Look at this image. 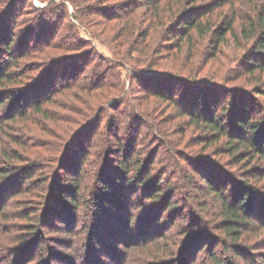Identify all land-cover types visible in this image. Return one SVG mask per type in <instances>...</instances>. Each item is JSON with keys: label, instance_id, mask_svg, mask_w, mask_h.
Listing matches in <instances>:
<instances>
[{"label": "trees", "instance_id": "1", "mask_svg": "<svg viewBox=\"0 0 264 264\" xmlns=\"http://www.w3.org/2000/svg\"><path fill=\"white\" fill-rule=\"evenodd\" d=\"M62 1L37 8L32 0H0V264H26L38 253L44 264L62 259L44 229L56 218L71 227L80 208L94 231L82 264H107L94 258L95 248L113 264H129L124 250L108 244L111 237H123L132 250L158 241L150 250L159 257L146 264H264V0L244 3L240 30L235 0H69L72 12ZM228 4L230 16L215 21ZM97 16L121 21L120 40L131 53L140 44L138 50L152 51L147 38L160 27L168 36L161 47L209 38L214 57L232 39L245 51L229 78L246 80L238 87L228 76L199 80L132 63L128 86L118 69L123 60L81 34L79 27L99 37ZM36 35L40 43L32 47ZM48 47L62 52L43 57ZM66 63L72 66L60 71ZM73 87L89 96L77 91L79 103L70 102ZM141 94L173 106L175 116L163 121L157 107L141 110ZM58 98L72 113L59 118L47 108ZM178 118L172 135L169 125ZM26 119L47 130L54 121L82 127L37 141L20 126ZM191 126L201 131V151L184 145ZM34 148L43 159H34ZM113 218L127 229L111 228Z\"/></svg>", "mask_w": 264, "mask_h": 264}, {"label": "rangeland", "instance_id": "2", "mask_svg": "<svg viewBox=\"0 0 264 264\" xmlns=\"http://www.w3.org/2000/svg\"><path fill=\"white\" fill-rule=\"evenodd\" d=\"M32 1H33L32 2L33 6H37V8L38 7L42 8L45 6L44 8H46L47 3H49L50 0H32ZM55 1L57 3L60 1L64 2L62 0H55ZM94 1H96V0H94ZM110 1L112 2L114 0H103L102 3H105V2L111 3ZM118 1H120V0H118ZM201 1H203V0H201ZM201 1H199V2L201 3ZM230 1H233V0H230ZM235 1H237L236 2L237 3L236 9L238 11V17H239L236 25H237V29L240 30L241 20H242L241 17L243 16L244 13H247V11H248L247 4H246V6H244V3H246L247 0H235ZM190 2H191V0H190ZM65 4L69 8L68 9L69 12H72L73 10H75L74 3H72L71 1L65 0ZM3 7L4 6H2V3H0V9ZM16 8L14 11L17 10ZM144 9H145V7L142 8V11ZM232 10L233 9H232L231 5H229V4H228V6H225L223 9H221V10L219 9V11H217L215 13V21H217V19H219V18L221 19V18L229 17L230 13L233 12ZM221 13L222 14L224 13L225 15L222 17L219 15ZM31 14L32 13H29L28 15H31ZM23 16H25V15H23ZM94 16H96V15H94ZM62 20L64 21L65 25L69 22L68 19H62ZM100 21H102V20L100 19L99 16H97V23L98 24L97 23L94 25L92 24L93 29H96V31L98 32V35H99V37H96V38L92 37L88 32H86L83 27H79V26L78 27L82 31L81 34L84 37L92 40L94 42V44L98 47V50L105 53L108 57H118V58L123 60V63L118 65V69L120 71H122L124 78L127 79V85L128 86H129V84H131V82H129V79H128L129 75L131 73V71H130L131 69L128 67H130L129 64H132V63H133L132 65L137 66V67L139 66L140 68L154 69L157 71H162V72L164 71L165 73H172L175 75L176 74L177 75H187V76L194 77L195 79L197 78L199 80L203 79V78H212V79L213 78H215V79L216 78H222V79H224V78H227V76H228V79H230V83H232V85L238 86V87H241V83H243L244 80H246V78H244V77L242 79L235 80L239 74H237L235 76L236 77L235 79L229 78V73L234 74L235 71L237 72L239 70L237 68L240 66V64L242 62L241 58L243 57L244 51H245L244 49H242L244 47H239V46L237 47L233 43L232 39L229 40V42H228L229 45H225L223 47L222 51L219 52V54L214 57V56H212L213 54L211 52V47H210L211 39H209V38L198 39V37H196L194 42L190 43L189 45L183 43V46L181 47V49L175 48L174 45H172L171 47H161V43L164 42V41H162V39L168 38V36L165 37L166 31H164V33H163L160 30L161 29V27H160L156 31H151L149 34V37L147 38L148 44L151 43L153 46L152 51L148 50L150 46H147V48H145V49L141 48L138 50L139 47H143V45H144V44H140L139 46H137V48H136L137 50H135L133 53H131L130 50L127 52L126 45L123 42H121V40H120V38H121L120 36L122 35V29H121V27H119V25L120 26L122 25V24H120L121 21L118 19L114 20L112 22H108V21L100 22ZM39 37H40V35L35 36L34 43H32V47H34L35 45L40 43V42H37L38 41L37 39H39ZM228 38H229V36H228ZM157 42H158V45L156 46ZM47 49L48 50H44L45 52L42 53L43 57L48 55V54L53 55L57 52H62V50L58 49V48L48 47ZM128 49H129V47H128ZM118 53H120V54H118ZM5 56H6V53L4 54V57ZM40 58L41 57L31 58L30 60H33V59L39 60ZM29 62H31V61H29ZM71 63H73V62H71ZM71 66H72V64L69 65L68 63H66L64 66H61L60 71L64 70L66 67L68 68ZM43 68H46V66L42 65L40 67V69H43ZM249 86L250 85H248V87ZM108 90L109 89L101 90L95 97L94 96L92 97L91 101L94 104H96L98 102L97 100L101 99L103 97L102 93H105L107 95L106 91H108ZM70 91L74 92V97H73V95H71L69 100H70V102H74L76 104H78L79 100H80V98L78 97L77 91L80 92L82 94V96H85L86 94L88 95V93H86L85 91H80V89L74 88V87ZM70 91H66L67 94ZM66 92H62L63 94L60 93L59 95L64 97V94ZM113 95H114V93H112V92L108 93V96H110V98H112ZM134 95H136V93H134ZM140 99H141L142 103L144 102V104H141L142 106L140 105L141 110L148 111L150 108H152V111H154L155 108L157 107L158 109L156 111L161 112V118L163 121H165L167 115H171V113L173 114V111H175L173 106H169V104H166L165 102L164 103L160 102L154 96H145V95L141 94ZM54 100H55V103L47 105V108H55L56 110H58L59 118H61V113L62 114L72 113L71 112L72 108L60 106L61 104L59 102V98L54 99ZM93 100H95V102ZM103 101L106 102V100H103ZM134 101H135V99H134ZM173 115L175 116V114H173ZM78 117L80 119H82L81 116H78ZM105 120H106V116H105ZM58 121H60V120H58ZM55 122H57V121L52 122V126L49 128V130L41 127L40 124H37L33 120H27V119H26V121H24V124L31 126L33 131H30L29 128L26 127L24 124H20V126L23 125L22 128L24 130H26L25 134L28 138L36 139L37 141L41 140V137L43 138L45 136L50 135V133H51L50 136H55L57 133L60 134V132H62L65 136L69 137L70 133H72V132L74 133L76 130H78L79 128L82 127V125H77L78 124L77 122H70V123H67V122L63 123L62 122V123H60V127H58V124ZM180 123H182L181 118H178V120H175L173 123H171L169 125V127L174 129L173 131L170 132L172 135L175 133V131L177 130V125H179ZM53 127H55V128H53ZM200 134H201V131L196 130L194 128V126L187 127V130L185 133L184 145L187 144L190 148L194 149L195 151L203 150V146H204L202 144L203 141H200V140L197 141V137ZM57 136H58V134H57ZM59 137L60 136H58L57 138H59ZM174 137H177V135H175ZM53 139H56V138H53ZM199 141H200V143H199ZM214 146L215 145L210 146L211 148L207 149V151L211 150ZM113 147H117V145L113 143ZM37 150H42V149L34 148V150L31 152L34 155L33 156L34 159L35 160L36 159H43L42 155L37 154L38 153ZM60 167H62V166H60ZM40 173H42V172H39V175H40ZM37 180H39V179H36V181ZM139 193H140V190L137 191L136 194L139 195ZM135 195H134V197H132L133 201L135 200ZM36 201H37V199H36ZM131 206H133V205H131ZM78 211H79V213L77 212L78 214H76V217H73V219H75V220H74V223L71 227H66L65 224H67V223L61 222L58 218H56L53 221L54 222L53 228L47 227L46 229H44L46 237H47L46 243H47V245H50L52 252H55L61 256L63 255L62 259L52 257L50 264H68L71 261H72V264H82L83 252H84V250L82 248L84 247V245H83L84 241L86 240V236L88 235V237H89L90 235L93 234L94 231L92 229V231H93L92 232L91 227H89V225L91 224V220L85 218V215H84L85 213L81 211V208ZM185 211H187V209ZM64 214L67 216L66 213H64ZM169 214L170 213L166 214L162 221H165V222L167 221L166 223H168L170 221L169 220ZM120 217H122V215H120ZM117 218H119V217H117ZM112 222L114 223V226H112L113 224H111V226H110L111 228H113L115 226L118 228H122V223L117 224V219L113 218ZM142 223H143V221H142ZM95 224H96V221H95ZM156 226L159 227L158 224ZM130 227H132L131 224H130ZM122 229H127V228H122ZM152 230H153L152 228L149 229L150 232ZM160 230H162V229H160ZM143 234H145V232ZM143 234H142V237L148 236V235L143 236ZM137 237H139V236H137ZM142 237L140 236L139 240H141ZM0 238L2 240L4 239L1 235H0ZM4 241L9 242L7 240H4ZM109 241H111V242L108 244H110V245H112V247H114V250L116 251V253H117V251L119 252V250H124V252H125L124 254L129 255V257L125 258V261L129 259V261H128L129 264H146L147 261H150L153 258L159 257L157 255H153L152 251L150 250V247H153L154 244L157 243L158 241L155 243H153L154 241L153 242H146L143 244V246H141V248L135 247V248H133V250L129 249V247L127 245L123 244V242H122L123 237H121V238H112L111 237V238H109ZM37 243H35V245H37ZM125 248H127V249H125ZM94 250L96 251V253L98 255V256L94 255V258L96 260L103 258L104 262H106L107 264H113V262H112L113 258H112V260L110 258H108V254H105L104 252L101 253L98 250V248H95ZM126 250H129V251H126ZM139 252H142V253L139 254ZM106 253H109V252H106ZM31 257H32V255H30L27 260H30ZM44 257H47V255H44ZM34 258L35 259L30 260L26 264H44L43 262L41 263L40 260L46 259V258H43L41 253L36 254ZM175 259L176 258H174V260ZM47 261L49 262L48 259H47ZM96 262H99V261H96ZM1 264H4V263H1ZM124 264H125V262H124Z\"/></svg>", "mask_w": 264, "mask_h": 264}]
</instances>
